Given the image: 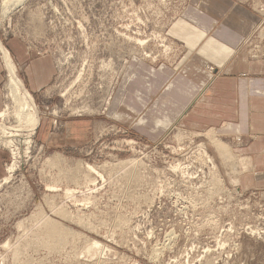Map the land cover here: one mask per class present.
Here are the masks:
<instances>
[{
  "label": "rangeland",
  "instance_id": "374dc122",
  "mask_svg": "<svg viewBox=\"0 0 264 264\" xmlns=\"http://www.w3.org/2000/svg\"><path fill=\"white\" fill-rule=\"evenodd\" d=\"M20 1L3 10L0 0V41L34 99L40 126L27 150L0 147V264H264V196L239 187L252 165L248 159L247 169L229 168L207 131L246 158L238 150L241 134L175 121L147 138L111 117L116 88L133 62L176 72L196 53L216 74L214 63L229 50L181 16L190 0ZM237 1L258 16L242 42L247 58L264 61V0ZM179 20L201 35L173 34ZM35 60L40 70L33 75L53 70L49 82L31 90L26 70ZM6 75L0 57V111ZM56 154L68 172L82 163L74 181L48 166ZM85 165L94 171L86 173ZM59 207L68 217L53 211ZM39 209L77 235L67 234L55 251L33 239L28 218ZM92 239L101 246L87 252Z\"/></svg>",
  "mask_w": 264,
  "mask_h": 264
},
{
  "label": "crops",
  "instance_id": "0c3cea01",
  "mask_svg": "<svg viewBox=\"0 0 264 264\" xmlns=\"http://www.w3.org/2000/svg\"><path fill=\"white\" fill-rule=\"evenodd\" d=\"M238 3L190 0L181 10L183 18L229 50L223 63H214L215 75L204 69L210 62L196 53L176 72L166 66L133 62L125 81L116 88L110 113L115 121L133 124L147 138L159 136L175 121L190 130L214 128L220 134H241L245 141L238 150L252 167L240 177L239 187L255 188L264 196V61L249 60L242 46L258 16ZM174 29L173 34L187 39L201 35L183 20ZM37 64L38 60L33 61L26 70L31 90L49 82L52 75V67L44 75L42 70L38 72L42 75H33Z\"/></svg>",
  "mask_w": 264,
  "mask_h": 264
},
{
  "label": "bare ground",
  "instance_id": "6f19581e",
  "mask_svg": "<svg viewBox=\"0 0 264 264\" xmlns=\"http://www.w3.org/2000/svg\"><path fill=\"white\" fill-rule=\"evenodd\" d=\"M18 1L21 2L20 0H3L2 9L7 10V8L13 7L12 5L15 6V4H17ZM0 57L4 65V68L6 70V74H7L6 75L7 81L5 84L6 102L4 105V109L0 111V147L11 146V145L13 146L20 145L21 147L22 145H25L26 150H27L31 145L32 134L40 126V116L38 113V109H37V106L34 102L32 95L26 89L22 79L18 76L16 67L12 61V58L9 52L6 50V48L2 45L1 41H0ZM207 133L208 134L211 133L210 137L212 139V145L214 146L217 154L220 156V158L223 161H225V163L227 164L229 168L245 169L249 167V161L247 157L246 158L239 157V156L232 154L229 147H227L223 143H220L219 140L216 139V137L214 136L212 132L207 131ZM64 160L65 159L63 158L62 155L56 154L54 157H50L49 159H47L46 162L50 168L51 167L57 168L59 174H61L60 176H63L60 179L66 180L67 178L69 179V177H71L70 178L71 181H74L75 177L77 176L76 173L82 170L81 168L83 165L81 162H78L75 168L72 170V172H68L67 169L62 166V162H64ZM13 167H14V164L9 166L8 168L9 173L13 170ZM86 168L88 170H86ZM83 170H85L86 173L87 172L90 173L94 171V168L92 166L85 165ZM87 176L89 179V174H87ZM214 177L215 175L213 176V178ZM6 178H4V180H6ZM66 192L69 193V189H67ZM52 200H53V197H52ZM47 203L50 206L53 205V203L51 202V199H48V197H47ZM52 209L53 208L51 207V210ZM53 211L56 212L61 217H68V214L70 212L68 211V214H67L66 210L62 207L61 208L59 207L58 209L53 210ZM76 217L77 216H75V218ZM70 218L74 219V217H70ZM70 218H67V219H70ZM28 220L31 221V223H34V227H36L35 229L36 236H34L33 239L35 237H38L39 238V240H37L38 242H40L41 244L45 246H48L49 248H54V251L55 249H58L64 244H66L67 242L66 237L68 235L69 236L71 234L77 235V232H74L71 228L65 226V224L49 217L47 214L44 213L42 209H39L35 213L31 214ZM30 238L32 237L30 236ZM99 243L100 242H98V240L92 239L88 248H86L88 249L87 252L97 249Z\"/></svg>",
  "mask_w": 264,
  "mask_h": 264
}]
</instances>
